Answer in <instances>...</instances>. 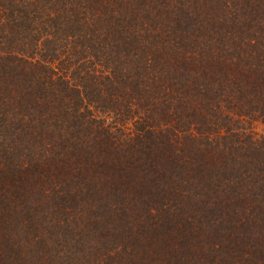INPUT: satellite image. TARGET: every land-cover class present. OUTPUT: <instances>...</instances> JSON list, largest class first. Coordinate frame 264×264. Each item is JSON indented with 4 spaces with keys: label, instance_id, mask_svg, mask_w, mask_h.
Masks as SVG:
<instances>
[{
    "label": "trees",
    "instance_id": "obj_1",
    "mask_svg": "<svg viewBox=\"0 0 264 264\" xmlns=\"http://www.w3.org/2000/svg\"><path fill=\"white\" fill-rule=\"evenodd\" d=\"M0 264H264V0H0Z\"/></svg>",
    "mask_w": 264,
    "mask_h": 264
}]
</instances>
